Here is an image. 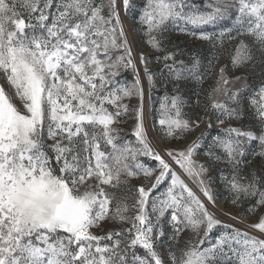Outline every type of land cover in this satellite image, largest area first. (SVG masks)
Here are the masks:
<instances>
[{
  "label": "snow or ice",
  "instance_id": "snow-or-ice-1",
  "mask_svg": "<svg viewBox=\"0 0 264 264\" xmlns=\"http://www.w3.org/2000/svg\"><path fill=\"white\" fill-rule=\"evenodd\" d=\"M225 55L259 83L222 66L191 115L186 85ZM203 123L225 127L183 143ZM213 171L248 202L229 219L264 210V0H0V264H264V211L221 220Z\"/></svg>",
  "mask_w": 264,
  "mask_h": 264
},
{
  "label": "rangeland",
  "instance_id": "rangeland-1",
  "mask_svg": "<svg viewBox=\"0 0 264 264\" xmlns=\"http://www.w3.org/2000/svg\"><path fill=\"white\" fill-rule=\"evenodd\" d=\"M196 2L199 3V2H201V0H196ZM128 24H129V26H131L132 21H128ZM217 31H218V29H217ZM171 40L178 43L180 45V47L184 50L185 53H187L188 51H192L195 54L199 55L204 60V68L205 69L208 68V60L212 58L213 52L215 51L214 49L211 48L210 45H207L203 41L194 40L193 38H191L189 36H185L182 34L178 35L175 32H173L171 34ZM133 42H134V44H136L137 47H139V45L135 39ZM146 51L150 57H154V56L158 55L157 53L152 52L150 50H146ZM225 65L228 66L226 71H227V74L229 77H235L236 75H245L248 78L249 85L254 87L256 84L259 83L260 73H259L258 69H256V71L254 73L245 72L243 69L232 70L229 59L227 58V55H225L215 64V67L212 70L211 75L208 78H206L202 84L198 83L197 81H191L186 85V87L184 89V93H185V97H186V105H187L185 108V111L189 112L193 116H195L197 113L204 115L201 108L196 103V100H197L196 93L197 92L200 93V99H201V101H203L204 90L207 89L210 85H212L214 83V80H215V77H216V74H217L219 68L222 66H225ZM160 68H161V64H158L155 61L152 62L151 70L153 72H156ZM128 75H129V79H131V75L130 74H128ZM253 75H255V77H256L255 81H253ZM163 92H164V88L162 86L158 85V87L153 91V93L149 97L146 98V111L148 113H151V115H149V117H148L150 129L152 128L153 117L155 116L156 111L159 107V103L161 101V97L163 95ZM131 103L136 104V100L133 99ZM207 115H208V117H211V113H208ZM131 123L132 122L129 121L127 124L120 125V127L122 129H124V131L121 133L122 137L134 139V137L130 136ZM222 127H225V126H221V127H215L214 126L213 129L208 130L207 124L203 123V124H201L200 128L197 129L196 132L193 133L192 136L189 137L188 140H185L183 143L190 142L191 139H194L201 132L210 131L211 135H215L216 133H218L222 130ZM151 136H152V139L155 141V143L160 148L182 146V144L177 143V142H173L171 144L164 142L163 140H161L159 138L155 129H152ZM208 139L210 140L211 136H209ZM142 159H144L146 161V163L151 165V166H154L156 164V162L148 160L147 158H142ZM206 159L207 158L204 155H200L197 157V160H199L201 162L205 161ZM259 160H260L259 157L252 159L251 160V166L260 167L261 165L259 164ZM209 175L217 178V183L213 185V189H214V192L216 195V200H217L216 207H215L214 211L217 212V214L219 215V218L221 220L225 221L226 223L235 224L236 227L241 228L242 230L244 229L245 224L254 223L256 221V216H258L260 214V212L264 211V210H258L256 212V214L248 215L246 217V219L244 220L243 224L237 223L236 221L229 219L228 216L225 215V213H228V214L233 215V216H239L241 214H244L246 208L248 207V202H246L243 206H241L239 208L234 207L228 201L227 193L224 191L223 186L220 185V183H219L217 172L213 171V172L209 173ZM133 183L138 184L139 180L133 181ZM164 187H165L164 185L161 186V191L164 190ZM105 227L107 228V227H109V225H105Z\"/></svg>",
  "mask_w": 264,
  "mask_h": 264
}]
</instances>
